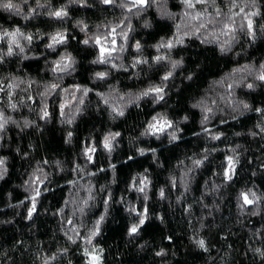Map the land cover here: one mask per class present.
Segmentation results:
<instances>
[{"label": "clouds", "instance_id": "obj_1", "mask_svg": "<svg viewBox=\"0 0 264 264\" xmlns=\"http://www.w3.org/2000/svg\"><path fill=\"white\" fill-rule=\"evenodd\" d=\"M171 2L167 0L169 5ZM175 3L179 8L173 11L169 7L167 17H161V0H146L144 4L135 0H64L59 4L53 0H0V13L9 21L14 17L22 21V25L13 24L11 28L0 23V150H10L28 163L27 179L13 185L27 196L13 203L12 192L6 193L8 202L0 211L13 209L15 216L0 219V225L14 226L28 202V215L23 219L31 221L30 230L36 229L40 217L29 216V211L37 191L39 196L54 192L52 186H63L61 179L69 185L63 206L56 209L51 205L45 209L48 217L59 218L57 224L64 240L57 239L54 230L56 247L50 254L43 248L29 251L31 245L26 242L24 250L19 251L21 244L17 241L0 252L3 264H28V261L61 264L62 259L73 264L70 253L75 254L72 249L78 242L79 254L86 261L92 251L103 257L105 250L94 239L103 238L101 230L110 220L113 227L119 223L116 209L120 206L128 217L129 229L133 225L140 229L144 225L140 220L144 219L149 226L155 221L164 229L165 241L170 240L169 231L186 238L183 251L191 248L200 254L199 264H241V261L264 264V188L261 187L264 156H257V163L252 165L248 155L250 147L257 142L264 147V107L254 106L252 102L253 96L264 91V56L249 59V50L264 43V3L262 0H225L224 6L219 0H175ZM107 5L113 11L111 16L104 12ZM73 7L81 8L82 14L73 16L69 11ZM88 9L98 12L100 18L83 14ZM115 10H119L118 14ZM151 11L156 12L158 21L172 25L171 38L161 35L156 42H147L148 34L156 31V21L148 15ZM30 22L36 26L31 27ZM76 32L83 37L77 47L94 53L86 60L72 48ZM45 38L47 42L41 44ZM97 39L110 49L103 58ZM193 41L205 47L214 45L215 55L204 53L208 60L233 62L236 66L201 87L207 66L203 58L196 62L200 54ZM149 51L154 55L149 56ZM190 58L193 64L189 63ZM25 62H42V67L29 72L24 68ZM81 65L88 70L87 78L96 88L79 83L76 74L84 75ZM122 73L128 74L127 83L133 87L121 86ZM157 73L158 78L152 79ZM68 79L73 83H66ZM157 88L162 91H152ZM198 92L201 94L197 95ZM89 93L96 96L94 102ZM173 95L187 97V110L185 104L171 102ZM158 105L163 111H156L150 119H140L134 126L127 124L130 109L143 117L144 107L151 112ZM101 109L108 117L103 130L95 123L87 124L94 117L102 119ZM193 112L199 114L195 120L199 130L189 135L185 127L191 128ZM252 115L256 116L255 123L242 124ZM157 120L165 122L160 131L150 127ZM54 121L61 126L58 135L63 134L64 152L71 150V156L61 152L63 159L35 160L33 165L37 140L42 134L47 135L50 126L55 128ZM121 122L126 125L127 135L113 130ZM230 124L232 127L228 128ZM86 126L84 139L88 143L77 150L78 133ZM10 128L17 130L15 144ZM25 138L28 151H22ZM106 139L110 148L105 147ZM188 140L192 144L185 146ZM153 141L159 146L153 147ZM98 151L107 160V167L93 171ZM173 151L178 153L175 164L169 154ZM124 152L128 155L122 163H135L150 156L149 164L155 171L145 166L143 171L134 170L130 181L122 182L113 157ZM229 158L230 178L226 175ZM11 162V156L0 155V182L9 176ZM249 165H252L250 171ZM69 173L76 178L67 179ZM101 173H110V177L97 184ZM42 185H47L43 191ZM133 192L135 199L131 198ZM245 194L252 203L245 202ZM144 209H150L146 216ZM253 218L259 227L250 226ZM126 235L129 244L140 252L152 249L151 264H173V260L189 264L175 246L167 249L159 241L154 246L148 240L137 243L143 237L139 230L135 234L129 230ZM229 236L236 241L235 246ZM100 264L105 262L101 260Z\"/></svg>", "mask_w": 264, "mask_h": 264}, {"label": "trees", "instance_id": "obj_2", "mask_svg": "<svg viewBox=\"0 0 264 264\" xmlns=\"http://www.w3.org/2000/svg\"><path fill=\"white\" fill-rule=\"evenodd\" d=\"M64 0H53L54 4L63 3ZM91 2V0H90ZM219 3L221 6H224L225 0H219ZM262 3H264V0H262ZM169 7L173 11H176L179 6L175 3V0H172L171 4L169 5L167 3V0H161V4L159 7V15L161 17H167V13L169 10ZM197 8L200 7V5H196ZM111 6L107 5L104 6V12H106L109 16L113 14V11L110 10ZM71 14L73 16H78L82 14V9L79 7H73L69 9ZM118 14L119 10H115ZM264 11V9H262ZM83 14L91 17L92 19H99L100 14L98 12H94L91 9H88ZM149 16L152 17L154 21H156V31L155 33H149L147 37V42H156V40L159 38V36L164 35L168 38L172 37V34L174 32V28L172 25L165 21L161 23L156 19V12L151 11L148 13ZM0 23L4 24L6 27L11 28L13 24L15 25H22V21L18 18H13L11 21H9L8 17L4 13H0ZM41 26L43 25V21L40 22ZM31 27H35L36 25L31 24ZM70 26V25H69ZM47 30V29H45ZM76 40L72 41V48L76 52L78 56L81 57L82 60H86L90 58L94 53L89 50L88 52H83L82 49L78 48V42L80 39H82V35L79 32L75 33ZM70 40L72 39L71 36L68 37ZM137 38H140V34L137 35ZM47 42V38H45V41H41V44ZM193 47L196 49L197 52H199V56L197 57V61L199 62L200 58H203L206 63V75L203 77L201 81V87L207 86L208 83H210L211 79H219L220 76H222L225 72L231 71L232 67H235L236 64L233 62H227L224 61H216L208 60L207 57H204V53L206 51L212 53L215 55L214 51V45H209L207 47L199 45L198 41H193ZM39 50V47H38ZM149 56L154 55V52L149 51ZM254 56H264V43L258 44L253 49L249 50V59H251ZM241 63L244 62L243 58H241ZM259 62V60H257ZM189 63L193 64L194 62L189 59ZM42 67V62H25L24 68H26L29 72H32L34 68ZM87 69L81 65V72L84 73V75H81V73H77V77L79 78L80 84H87L92 88H96V85H92L90 80L87 78ZM122 77L121 80V86L122 87H133L134 85H129L127 83V76L128 74L122 73L120 74ZM159 76V73L154 75L152 79H157ZM68 84H72L73 80L68 79ZM140 83H145V81H141ZM104 90V89H99ZM201 93H197V95H200ZM89 96L91 97V100L94 102L97 98L94 95V93H89ZM187 97L181 96L177 97L176 95H173L172 101L177 103V105L183 103L185 104L184 110H187V105L185 103ZM252 102L254 106H261L264 107V91H262L258 96L252 97ZM39 103V101H37ZM143 107V105H142ZM156 111H163L162 108L158 105L156 109H153L151 112H149L147 107H144V115L143 117L138 115V111L135 109L129 110V116L127 120L128 125L134 126L140 119H150L152 115L155 114ZM175 111V110H173ZM59 115V109H57V116ZM193 124L191 128L185 127V132L189 135L192 131H198V127L195 124V120L198 119L199 114L198 112H193ZM101 118H93V121H88V125H92L93 123L96 124V126L100 127L102 130L105 127V121H107V112L104 109H101ZM256 116L252 115L247 120H243L242 124L245 125H251L255 123ZM55 128L53 129L51 126L46 129L47 135L42 134V138L37 140L38 149L35 153V158L33 160V165L35 163V160L43 161L45 159L52 160L56 157H59L63 159L64 157L60 155L61 152H64V137L63 134L60 133L58 135V132L60 130V125L54 121ZM125 123L121 122L114 126L113 130H119L121 132H124L125 135H127V132H125ZM228 128H231L232 125H228ZM239 130V129H237ZM16 131L13 128L9 129V133L12 136V143H17L16 138ZM130 131V129H129ZM31 135V133H30ZM85 135H87V126L83 129H81L80 133H78V137L76 139V149L79 150V148L85 144L88 143L84 139ZM99 134L96 136L97 142H99ZM247 141V138H245ZM7 143V141H5ZM248 143H251L250 141ZM28 140L25 138L23 140V148L22 151H28L27 149ZM192 144L191 140L186 141L185 146H190ZM42 145L43 150H40V146ZM153 147H158L159 145L153 141L152 143ZM203 146V145H201ZM252 148L256 149L255 151L252 150ZM65 155L71 156V150H68L64 152ZM173 157V163H178V153L176 151H173L169 153ZM0 155H9L12 158V162L9 165L10 172L9 176L3 181L0 182V209H4L5 205L7 204L6 199V193L11 191L12 192V202L17 203L20 200H24L27 196V193L24 191L13 187L14 184H20L23 182V180L27 179V172L26 169H28V163L24 160H21L19 157L15 155V153L11 152L10 150H0ZM127 152L117 154L113 157V163L117 166V175L118 179H120L122 182L130 181L132 176L131 174L133 171H143V168L145 166H148L152 168L153 171H155L154 167L149 164V161L151 157L147 158H140L139 160H136L135 163L133 161H128L127 164L122 163L121 161L127 160ZM161 155H165L164 153H161ZM249 157L252 159V165H255L257 163L256 157L257 156H264V147H261L260 143L257 142L255 145H252L250 147L249 151ZM133 158L135 160V154H133ZM219 158H223L222 154H219ZM95 166L93 167V171H96L98 167H107V160L102 157V154L97 152V156L94 157ZM245 163H247V160H245ZM165 164L167 166V158L165 157ZM252 165H249V171L252 168ZM30 171V169H29ZM110 177V173H101L100 177L97 179V184L100 182H103V180H106ZM39 178V177H38ZM76 177L69 173L67 179H75ZM87 179V178H85ZM251 176L249 175V180H251ZM259 179L257 180V183H259ZM60 184L63 185L62 187H56L52 186L55 190L49 191L44 193L43 196H36L35 197V210L32 212L33 218L40 217V219L37 221L36 229L30 230L29 226L31 224L30 220L23 219L24 216L28 215V212L26 209L30 207L29 203H25V208L21 210L20 217H16L15 219V225H0V252H3L5 248H11L17 241L20 242L21 247L19 248V251H23V244L26 242L27 244L31 245V248L29 251H38L41 248L44 249L46 254H50L52 251L55 250L56 244L53 240V233L55 230V235L57 239L63 241L64 236L62 233L59 232V225L57 224V220L59 218H50L48 217L47 213L45 212L46 208L51 207V205H54L56 209L63 206V200L67 198V193L69 191V185H67L63 179L60 180ZM47 185H42L41 191H43V187H46ZM120 187L119 185L117 186ZM261 187L264 188V184H261ZM200 194V187L198 186L196 189V195L198 196ZM131 198L135 199V193L133 192L131 194ZM36 201H40L37 203ZM210 202V201H209ZM231 203V201H229ZM33 201L31 204L32 209ZM55 210V209H52ZM141 209L138 207L137 212H139ZM148 211L150 209H147ZM99 209L96 211L95 215H99ZM147 211V212H148ZM197 214H199V209L197 208ZM116 215L119 219V223L113 227L112 221L110 220L107 225H105L101 230V236H97L94 239V243H97L100 247H102L105 251L103 254V257L100 256V261L103 260L105 264H151V261L153 259L152 257V249L149 248L147 252H140L135 245H131L128 242L127 239V232L130 230L128 226V217L124 215V208L122 206L117 207L116 209ZM15 216V210L13 209H5L4 211H0V219H8ZM91 219V217L89 218ZM253 228L259 227V224L257 223L256 219L253 218L252 224L250 225ZM71 227V225H69ZM171 228V224L169 225ZM234 231H239L238 228H233ZM140 232L143 233V237L141 241H137V243L142 242L143 240H148L152 245H157V242L161 243L164 248L171 249L172 247H176L177 252L180 253L182 258H185L189 261V264H199V261L202 259L201 255L192 251L191 248L188 249L187 252L183 251V245L187 244V239L182 238L179 236H176L173 234L172 231L168 232V236L170 237V240L165 241L163 239L164 236V229L157 224L155 221L151 222V226H149V222L145 220L144 225L139 229ZM106 233V234H105ZM81 236L84 235L83 232L80 233ZM246 235V233H245ZM229 241L233 243V246H235L236 241L233 237H228ZM216 240L219 241V235L216 236ZM51 244V248L50 245ZM219 246V244H217ZM80 243L78 242L77 246L72 249V253H75L74 255L70 253L71 259L73 260V264H89L88 256L87 261L85 259V256L80 255ZM94 252V251H92ZM90 253V252H89ZM88 253V254H89ZM11 254V253H10ZM214 254V253H213ZM0 264H3L2 261H0ZM28 264H30V261H28ZM61 264H67L66 260L62 259ZM173 264H180V261L173 260ZM241 264H243V261H241Z\"/></svg>", "mask_w": 264, "mask_h": 264}, {"label": "snow or ice", "instance_id": "obj_3", "mask_svg": "<svg viewBox=\"0 0 264 264\" xmlns=\"http://www.w3.org/2000/svg\"><path fill=\"white\" fill-rule=\"evenodd\" d=\"M135 2L138 3V4H144V3H146V0H135ZM60 14H61L60 12L57 13L58 16ZM249 23L251 24V22H249ZM113 31H115V30H113ZM60 39L62 40L63 38H60ZM96 43L99 45L100 55H101V58H103L104 55L110 51V49L108 47H106L104 44H102L99 39H97ZM113 43H115V40L113 41ZM168 47H171V42H169ZM152 91L158 93V92H161L162 89L157 88V89H153ZM45 115H47V113H45ZM150 127H152L155 131H160V130H162L165 127V122H163L161 120H157L156 123L151 125ZM105 147H108V148L111 147V144H110V142L107 139L105 140ZM91 151L92 150L90 149L89 152H91ZM231 170H232V163H231V158H229V169L226 171V175H228L229 178H230ZM37 179H39V178L37 177ZM141 190H143V189H141ZM36 195L39 196V191H37ZM244 199H245L246 203H249V204L252 203V201H250L248 199L246 194H245ZM34 210H35V197H33V205H32V209L29 211V216L32 215V212ZM147 211H148L147 209H144L145 216L147 215ZM144 223H145V220L141 219L140 220V224L143 225ZM138 230H139L138 226L137 225H133L131 227V229H130V232L135 234ZM201 244H203V242H201ZM90 264H100L99 256H93L92 260L90 261Z\"/></svg>", "mask_w": 264, "mask_h": 264}, {"label": "rangeland", "instance_id": "obj_4", "mask_svg": "<svg viewBox=\"0 0 264 264\" xmlns=\"http://www.w3.org/2000/svg\"><path fill=\"white\" fill-rule=\"evenodd\" d=\"M88 261H89V264H90V261L92 260V257L93 256H99V259H100V255L97 253V252H90L88 255Z\"/></svg>", "mask_w": 264, "mask_h": 264}]
</instances>
